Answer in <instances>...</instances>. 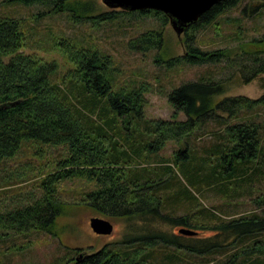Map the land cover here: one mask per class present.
I'll use <instances>...</instances> for the list:
<instances>
[{
  "label": "trees",
  "instance_id": "trees-1",
  "mask_svg": "<svg viewBox=\"0 0 264 264\" xmlns=\"http://www.w3.org/2000/svg\"><path fill=\"white\" fill-rule=\"evenodd\" d=\"M2 2H38L45 9L31 17L0 10V104L17 100L0 106V166L25 143L62 145L64 153L40 177L39 195L0 209V228L56 232L67 210L60 184L79 178L89 186L82 190L85 203L122 222L123 231L88 255H65L58 264H264V118L257 115L264 92L219 96L235 70L244 82L264 72V36L242 43L238 52L201 48L195 40L198 24L216 25L236 0L213 3L187 25L179 55L162 47L161 24L127 40L130 49L154 48V61L168 67L223 60L227 69L226 75L204 73L172 85L166 92L171 115L155 118L143 112L149 82H119L112 54L97 45L62 32L50 37L48 30L49 43L36 41L37 48L61 53L67 62L62 73L54 57L25 50L36 31L33 21L42 15L64 11L73 21L90 18L97 26L115 20L117 9L100 10L94 0ZM120 12L168 18L153 8ZM209 121L218 124L208 128ZM205 131L210 140L195 146L191 136ZM168 140L179 146L164 156ZM247 197L254 207L241 206ZM181 226L197 232H180Z\"/></svg>",
  "mask_w": 264,
  "mask_h": 264
},
{
  "label": "rangeland",
  "instance_id": "rangeland-1",
  "mask_svg": "<svg viewBox=\"0 0 264 264\" xmlns=\"http://www.w3.org/2000/svg\"><path fill=\"white\" fill-rule=\"evenodd\" d=\"M100 10L117 9V18L113 21H101L95 26L90 18L73 21L69 15L60 11L50 16H40L37 22L32 43L25 50H36L44 56L54 57L58 62V72L62 73L67 62L57 50L45 51L36 41L48 44L47 32L50 37L62 32L78 37L85 42H91L113 56V63L118 72V81L149 82L151 89L145 93L143 112L146 117H169L173 107L167 100L166 92L172 85L181 80L196 78L201 74L219 77L227 74V69L217 63L188 64L181 62L174 67H168L164 62H155L154 48L145 51L130 49L127 40L147 27L160 25L164 32L162 47L169 49V53L179 55L185 50L183 42L184 30L180 36L173 29L168 18L165 21L152 16L135 13L120 12V7H110L102 0H94ZM254 6V7H253ZM44 4L34 2L29 7L19 5L7 6L0 0V10L9 11L15 15L29 17L32 12L43 9ZM45 9V8H44ZM124 10V9H123ZM135 10V9H134ZM31 17V16H30ZM49 30V31H48ZM196 42L201 48L212 49L229 46L238 52L241 46L251 39L264 36V0H236V3L227 9L220 17L219 22L206 26L197 25ZM50 39V38H49ZM242 40L241 42H239ZM235 52H232L233 55ZM69 64V63H68ZM229 72V71H228ZM228 83V89L219 96L245 94L257 97L264 92V72H260L248 81H243L239 72ZM258 118H264V106L257 110ZM225 115V114H224ZM179 118H184L181 111ZM217 122L209 121L208 128L216 127ZM191 136V141L207 142L211 134L207 131ZM209 139V140H208ZM198 141V142H197ZM35 146H34V145ZM36 143H25L21 149L0 166V209L12 208L29 200V196L40 194L38 181L48 171L54 169L55 160L64 153L62 145L45 144L41 148ZM179 146L178 142L168 140L160 153L170 156ZM89 186L79 178L63 180L60 184V196L67 201L66 214L57 221L56 232L47 230L29 229L24 231L3 230L0 228V264H58L63 256L76 257L80 252L98 247L107 240H117L121 237L124 224L113 220L92 209L82 198V190ZM212 202L218 200L211 198ZM247 200V201H246ZM243 208H252L255 204L247 197ZM264 207V206H263ZM262 207H259L260 210ZM91 216H102L113 223V230L106 236H99L90 227ZM169 228L168 225L164 226ZM177 229V227H172ZM209 234L201 231L199 235ZM198 258V256H197ZM72 260L63 264H71Z\"/></svg>",
  "mask_w": 264,
  "mask_h": 264
},
{
  "label": "water",
  "instance_id": "water-1",
  "mask_svg": "<svg viewBox=\"0 0 264 264\" xmlns=\"http://www.w3.org/2000/svg\"><path fill=\"white\" fill-rule=\"evenodd\" d=\"M110 7H120L123 9L134 10L142 8H153L163 11L167 14L170 24L180 36L187 25L198 19L202 12L207 10L213 3L219 0H102ZM17 100L4 102L0 106L12 104ZM89 224L96 233L109 234L113 230V223L108 218L102 216H91ZM179 231L187 234H193L195 229L181 226ZM83 252H80L76 259H80Z\"/></svg>",
  "mask_w": 264,
  "mask_h": 264
},
{
  "label": "flooded vegetation",
  "instance_id": "flooded-vegetation-1",
  "mask_svg": "<svg viewBox=\"0 0 264 264\" xmlns=\"http://www.w3.org/2000/svg\"><path fill=\"white\" fill-rule=\"evenodd\" d=\"M92 229V228H91ZM94 232V231H93ZM94 233H96V232H94ZM97 235H99V236H106V235H108V234H104V233H96ZM113 240H107V241H105L104 243H102L101 245H99L98 247H96V248H93V249H91V250H87V251H83L84 252V254L85 255H88L90 252H92L93 250H95V249H97V248H100V247H103L105 244H107V243H111Z\"/></svg>",
  "mask_w": 264,
  "mask_h": 264
}]
</instances>
